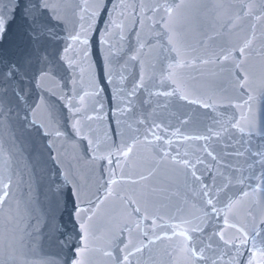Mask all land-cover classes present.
Wrapping results in <instances>:
<instances>
[{
    "label": "snow or ice",
    "instance_id": "snow-or-ice-1",
    "mask_svg": "<svg viewBox=\"0 0 264 264\" xmlns=\"http://www.w3.org/2000/svg\"><path fill=\"white\" fill-rule=\"evenodd\" d=\"M193 7L200 11L204 6L190 5L186 0H174L172 3L164 0L147 10L141 4V11L137 14L135 3L129 4L126 0H83L78 14L79 23L65 37L66 46L58 55L59 60L74 74L79 69L81 79L85 71L89 76L88 91L83 94L76 91L74 75L72 95L62 99L66 101L64 108L69 114L76 137L87 142L96 183L94 192L86 193L64 173L63 183L56 185V195L67 196L65 203L71 207L70 217L74 221L73 232H62L58 238L60 249H66L62 264H87V257L92 251H102L110 264H141V257L146 250L151 252L153 246L164 242H167V264H264V125L258 127L243 112L235 123H231L232 118L225 120L223 112L217 108L218 102H222L225 97L214 100L212 96H201L188 86L185 77V70L216 66L218 72L213 71L212 75L227 74L231 77L233 91L241 101L231 106L237 109L245 106L250 108L255 90L250 60L254 54L264 57V33L257 36L258 25H264V0H261L260 5L253 0L214 5L217 15H228V22L223 27L227 28L229 34L239 30L247 19L253 23L250 31L237 37L234 42L221 44L218 51L211 55L197 54L196 49L187 45L177 30L178 24L189 22L185 12ZM17 11H20L23 21L21 37L25 46L14 53L0 51V117L7 121L15 114L20 119V113L23 112L22 123L25 127L43 130L44 125L37 124L31 118L41 104L34 102L29 105V101L33 100L34 87H41L48 72L43 67L37 71L33 61L35 58L38 63L49 62L47 45L58 39L54 27L62 22V18L49 0H17L11 11L0 12V40L15 22ZM148 11L152 16L147 15ZM104 13H107V19L98 43L104 54L105 79L113 85L115 106L112 114L116 130L114 135L106 136L101 145V142L94 141L85 132L84 121L99 120L102 118L100 113L104 111V103L99 99L104 88L94 78L91 60L92 32ZM128 15L132 16L134 22L139 19L141 25L145 19L152 20L153 25L162 29V32L155 33V38H167L166 44L161 45V52L175 54L172 62L167 63L166 67L162 65L159 76L160 84L172 85L171 90L149 93V96L173 97L177 102L210 110L208 119L211 123L206 128V134L185 135L181 128L189 122L186 118L178 121L181 127L171 131L155 121L148 125L144 118L127 123L121 119L135 111L137 93L146 87L143 70L129 91L117 87L114 82L112 45L108 37L119 29L120 40L125 39L124 21ZM213 39V36L206 35L198 43L207 50L208 42ZM258 42L259 48L256 47ZM139 46L143 48L144 44L140 43ZM40 50L44 51L42 59L35 55ZM130 59L136 60L137 56L133 55ZM123 80L121 76V83ZM40 99L43 101V97ZM88 102H91V110L95 115L87 114ZM147 102L145 100L141 104ZM25 105H29L31 114ZM241 121H247L246 127L241 126ZM225 124H230L231 128L247 136L243 142L249 147L243 152H226L237 159L246 155V168L227 166V174L219 169L214 171L213 166L206 164L199 155L187 151L181 153L179 149L173 148V138L185 142L204 141L200 151L211 157L212 161H217L218 157L210 150L208 142L221 135V131L215 129L216 125L227 131ZM142 125L144 132L141 136ZM43 135L51 136L53 133L43 131ZM54 135L60 137L62 133L55 131ZM254 138L260 140L255 150L250 146ZM140 146L150 151L151 159L148 167L137 171L131 162ZM2 153L3 148H0ZM193 155L195 162L191 158ZM199 165H203L204 169H199ZM162 171L183 176L182 193L173 191L171 184L152 183ZM10 189L11 178L7 182L0 178V205L6 202ZM109 205L118 208L119 214L109 221L106 249H94L92 245L96 239L97 220L102 210ZM134 234L135 242L132 239ZM28 235L29 239L43 236L39 220L35 230ZM48 264L55 262L49 261Z\"/></svg>",
    "mask_w": 264,
    "mask_h": 264
},
{
    "label": "water",
    "instance_id": "water-1",
    "mask_svg": "<svg viewBox=\"0 0 264 264\" xmlns=\"http://www.w3.org/2000/svg\"><path fill=\"white\" fill-rule=\"evenodd\" d=\"M16 2L17 0H0V12L11 11ZM126 2L135 3L136 12L139 14L141 4L147 10L157 2L163 3L164 0H126ZM168 2L172 3L174 0H168ZM186 2L190 5L204 6L200 11H197L195 7L187 9L185 14L189 17V22L177 25V30L184 42L191 48H195L197 54L211 55L218 51L221 44L234 42L237 37L250 31L253 21L247 19L241 24L239 30L229 34L227 28L223 27L228 22V15L223 13L217 15L214 11V5L218 3L228 5L234 3L235 0H186ZM253 2L260 5L261 0H253ZM49 3L56 9L62 22L54 27L58 39L50 41L47 45L49 62L38 63L34 58L33 63L36 70L43 67L48 72V76L43 80L40 88L34 87L33 100L29 101V105L34 102L41 104L39 110L31 118L35 119L37 124H43L44 129L25 127L22 123L23 112L20 113V119H17L15 114L7 121L0 117V148H3V153L0 154V178H3L4 182H7L9 177L11 178L10 195L6 202L0 205V264H48L49 261L62 264L66 249L64 251L60 249L58 238L62 232H73L74 221L70 217L71 207L65 203L67 196H57L56 185L63 183L62 174L67 173L86 193H92L95 190L96 174L89 158L87 142L76 137L71 128L69 114L64 108L66 101L62 99V97L72 95L74 75L77 81L76 91L80 94L88 91L89 76L85 71L81 79L79 69L74 74L63 61L59 60L58 55L66 46L65 37L79 23L78 14L83 0H49ZM128 11L131 13V9ZM147 15L150 17L152 13L148 11ZM106 19L107 13H104L97 20L91 40L93 75L104 88L99 98L104 103V111L100 113L101 119L84 121L85 132L94 141L101 142V145L105 142L106 136L114 135L116 130L115 117L112 114L115 106L113 85L105 79L104 54L100 51L98 43ZM124 22L125 39L123 41L120 40L119 29L108 37L112 45L110 50L114 82L117 87L129 91L139 80L143 70L146 87L137 93L135 111L126 114L121 119L127 123L137 118H144L148 125L155 121L171 131L176 127H181L178 121L186 118L189 122L181 128L185 135L206 134V128L211 123L208 119L210 110L186 102H177L173 97L149 96V93L157 91H170L172 87L169 84H160L159 76L162 65L166 67L167 63L172 62L175 57L174 53L161 52V45L166 44L167 38L162 36L157 40L155 33L162 32V29L158 25H153L150 19H145L143 25L140 24L139 19L134 22L131 15H128ZM22 28L21 13L17 11L15 22L0 40V51L9 54L25 46L21 37ZM261 33H264V25L257 27V36L259 37ZM138 34L139 43L137 42ZM206 35L214 37L208 42L207 50L198 43ZM140 43L144 44L143 48H140ZM256 47L259 48V42ZM35 55L42 59L44 51L40 50ZM133 55L137 56L136 60L130 59ZM250 64L253 69V88L255 89L254 100L250 108L245 106L243 109H237L231 106L241 101L237 99V93L233 91L230 83L231 77L227 74L212 75L213 71L218 72L216 66L208 65L196 70H185V77L188 86L196 90L197 94L212 96L214 100L220 96L225 97L217 104L218 111L223 112L225 120L232 118L231 123H235L240 120L243 112L248 120L259 127L264 125V57L254 54ZM121 76L124 77L122 83ZM246 98L245 96L244 99ZM145 100L148 102L141 104ZM29 105L25 107L29 108ZM87 106V114L95 115L91 110V102H88ZM29 113L31 114V108H29ZM246 124L247 121H241V126L246 127ZM224 127L227 131L216 125L215 129L221 131V135L213 137L208 142L210 150L218 157L217 161H212L211 157L200 151L205 144L204 141L185 142L182 139L173 138V148L179 149L181 153L187 151L199 155L206 164L213 166L214 171L219 169L227 174V166L246 168V155L237 159L233 155H227L226 152L230 153L233 150L243 152L246 147H249L243 142L247 140V136L231 128L230 124H225ZM43 131L51 132L53 135L45 136ZM55 131H60L62 135L56 137ZM143 132L144 126L142 125L140 126L141 136ZM259 143L260 140L254 138L250 146L255 150ZM195 155L191 157L193 162H195ZM150 159V151L140 146L136 149L131 163L135 170L140 171L148 167ZM198 168L203 170L204 166L199 165ZM152 183L171 184L173 191L183 192L181 187L183 176L180 174L162 171ZM118 214L119 209L111 205L102 210L97 220L96 239L92 245L94 249H106V242L109 238V221ZM38 220L43 227V236L29 239L28 234L35 230ZM222 223L221 220V226ZM132 239L133 242L136 241L135 234ZM166 246L167 242H164L153 246L151 252L146 250L141 257V264H167ZM87 264H110V260L103 255L102 251H92L87 257Z\"/></svg>",
    "mask_w": 264,
    "mask_h": 264
}]
</instances>
